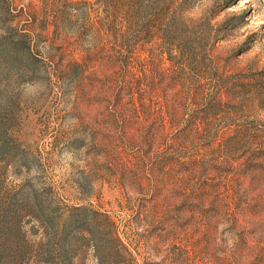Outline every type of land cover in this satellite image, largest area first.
Returning <instances> with one entry per match:
<instances>
[{
	"label": "rangeland",
	"instance_id": "rangeland-1",
	"mask_svg": "<svg viewBox=\"0 0 264 264\" xmlns=\"http://www.w3.org/2000/svg\"><path fill=\"white\" fill-rule=\"evenodd\" d=\"M0 264H264V0H0Z\"/></svg>",
	"mask_w": 264,
	"mask_h": 264
}]
</instances>
